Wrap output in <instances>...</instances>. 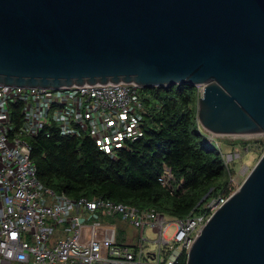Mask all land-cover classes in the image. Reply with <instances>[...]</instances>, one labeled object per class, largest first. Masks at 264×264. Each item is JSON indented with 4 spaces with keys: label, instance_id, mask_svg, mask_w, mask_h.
Instances as JSON below:
<instances>
[{
    "label": "water",
    "instance_id": "1",
    "mask_svg": "<svg viewBox=\"0 0 264 264\" xmlns=\"http://www.w3.org/2000/svg\"><path fill=\"white\" fill-rule=\"evenodd\" d=\"M202 87L212 137L264 136V0H0V86ZM187 264H264V153Z\"/></svg>",
    "mask_w": 264,
    "mask_h": 264
},
{
    "label": "built area",
    "instance_id": "2",
    "mask_svg": "<svg viewBox=\"0 0 264 264\" xmlns=\"http://www.w3.org/2000/svg\"><path fill=\"white\" fill-rule=\"evenodd\" d=\"M141 90L123 83L59 90L0 86V264H187L192 241L233 193L210 192L197 211L173 219L153 209L58 194L38 180L31 157L30 140L51 127L64 137L88 136L116 158L143 136ZM234 156L225 157L226 164ZM170 178L167 169L159 181L165 185ZM119 222L135 229L130 243H118Z\"/></svg>",
    "mask_w": 264,
    "mask_h": 264
},
{
    "label": "trees",
    "instance_id": "3",
    "mask_svg": "<svg viewBox=\"0 0 264 264\" xmlns=\"http://www.w3.org/2000/svg\"><path fill=\"white\" fill-rule=\"evenodd\" d=\"M198 98V88L189 85L142 88L143 136L116 158L88 136L64 137L47 128L30 140L38 180L71 199L101 198L179 220L197 211L210 192L230 196L233 172L198 122ZM13 113L19 123V107ZM258 142L264 145L263 138ZM167 169L171 178L163 185L159 179Z\"/></svg>",
    "mask_w": 264,
    "mask_h": 264
},
{
    "label": "rangeland",
    "instance_id": "4",
    "mask_svg": "<svg viewBox=\"0 0 264 264\" xmlns=\"http://www.w3.org/2000/svg\"><path fill=\"white\" fill-rule=\"evenodd\" d=\"M199 94L200 96L202 95L201 92H199ZM262 138L264 141L263 136L245 137V138L211 137V139L217 142V144L221 147V150L225 157L230 156L235 153L237 154V156H234L233 160L229 162L230 164L229 166L231 168V171L233 172L232 185L234 186L235 191L241 186L243 181L246 179L248 174L251 172L253 167L257 164V162L263 155L264 145H262L261 142L253 143L257 140H261ZM226 139L230 141H225ZM237 140L247 142L248 145H241V144L232 145L231 144V141H237ZM112 221L116 222V219L111 220V222ZM118 228H119V225H118ZM174 229L175 227H170L167 230L166 235L170 237ZM147 234L150 238H154V236L150 232H148ZM118 239L119 240L123 239V233L121 231L118 234Z\"/></svg>",
    "mask_w": 264,
    "mask_h": 264
},
{
    "label": "crops",
    "instance_id": "5",
    "mask_svg": "<svg viewBox=\"0 0 264 264\" xmlns=\"http://www.w3.org/2000/svg\"><path fill=\"white\" fill-rule=\"evenodd\" d=\"M123 233V243H130L132 239L134 238L136 231L135 229L131 228L127 223L125 222H119V232Z\"/></svg>",
    "mask_w": 264,
    "mask_h": 264
}]
</instances>
